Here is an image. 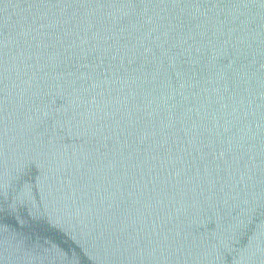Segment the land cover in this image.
<instances>
[{"label": "water", "instance_id": "water-1", "mask_svg": "<svg viewBox=\"0 0 264 264\" xmlns=\"http://www.w3.org/2000/svg\"><path fill=\"white\" fill-rule=\"evenodd\" d=\"M0 264H264V0H0Z\"/></svg>", "mask_w": 264, "mask_h": 264}, {"label": "snow or ice", "instance_id": "snow-or-ice-1", "mask_svg": "<svg viewBox=\"0 0 264 264\" xmlns=\"http://www.w3.org/2000/svg\"><path fill=\"white\" fill-rule=\"evenodd\" d=\"M75 2H80V0H75ZM86 2V0H85ZM128 6L135 7L136 6V0H127Z\"/></svg>", "mask_w": 264, "mask_h": 264}]
</instances>
